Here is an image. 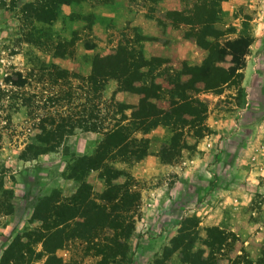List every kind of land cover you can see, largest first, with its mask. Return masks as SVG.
I'll return each mask as SVG.
<instances>
[{
    "label": "rangeland",
    "instance_id": "obj_1",
    "mask_svg": "<svg viewBox=\"0 0 264 264\" xmlns=\"http://www.w3.org/2000/svg\"><path fill=\"white\" fill-rule=\"evenodd\" d=\"M39 3L0 0V86L8 89L3 78L17 72L27 79L21 93L34 95L29 99L33 102L30 117L23 108L11 110L9 126L0 131V255L16 235L25 229L36 230L38 223L29 219L41 197L53 190L63 198L75 192L79 184L65 178V168L74 156L90 155L101 137L75 128L54 152L21 161L18 153L32 136V117L36 122L46 111L51 117L60 114L78 121L86 117L87 109L92 117L96 107L109 109L112 94L119 103L135 108L138 104L139 95L115 92L113 81L106 82L98 92L100 97L87 92L82 79L90 70L88 56L108 55L119 43L131 44L135 50L140 48L144 59L159 57L163 61L160 68L178 71L181 82L189 79L185 68L198 63L197 58L183 61L177 56V40H168L165 33L171 23L167 16L173 12L157 7L158 2L85 0L72 8L61 6L59 19L50 25L34 20ZM253 13L254 9L241 4L236 15L249 20ZM80 14L95 16L98 22L76 21ZM143 20L149 24L144 34ZM231 21L232 17L222 16V23ZM243 24L239 32L251 35L250 24ZM185 30L182 26L181 34ZM136 35L151 40L139 41ZM56 43L68 44L61 52L65 58L55 57L60 52L54 48ZM50 63L67 72L65 81L60 82L53 73L46 75ZM228 63L226 60L222 67ZM240 63L230 81L215 91H202L195 84L196 91L190 84L192 91L187 95L201 102L202 121H191L193 128L180 129L176 147L166 150L165 162L149 155L133 165L116 164L130 175L139 198L129 220L130 234L116 242L115 251L101 255V239L109 238L111 232L97 231L99 236L88 242L69 241L57 250L55 256L61 264H241L257 260L264 246V70L242 74L238 70L244 60ZM249 82H256V88ZM156 83L166 89L163 80ZM153 103L158 109H167L164 91ZM129 114L130 110L125 112L127 118ZM146 133L152 148L157 149L162 141L168 146V129L151 125ZM84 181L91 195L103 188L95 171ZM178 231L184 237L180 246L175 240ZM40 251L36 245L35 253ZM44 261L39 256L32 264Z\"/></svg>",
    "mask_w": 264,
    "mask_h": 264
},
{
    "label": "trees",
    "instance_id": "obj_2",
    "mask_svg": "<svg viewBox=\"0 0 264 264\" xmlns=\"http://www.w3.org/2000/svg\"><path fill=\"white\" fill-rule=\"evenodd\" d=\"M84 1L40 0L34 10V20L50 25L59 19L61 6L72 8ZM179 1L183 4L182 10L169 13L167 17L176 25L187 26L184 37L193 38L196 45L206 52L199 64L184 67L189 76L187 81H179L181 74L178 75V71L160 68L163 61L159 57L144 59L140 48L135 50L131 44L119 43L108 55L93 54L87 57L90 70L82 81L85 90L91 93H101L106 82L113 81L116 84L115 92L140 96L136 108L114 101L112 94L108 101L109 109L101 110L96 107V114L92 117L88 113L89 109L86 110V117L78 121L60 114L51 117L46 111L38 119L36 117V122L32 117V136H28L18 153V159L21 161L33 160L54 152L62 139L75 128L96 133L101 137L90 155L74 156L65 168V178L79 184L75 192L63 198L53 190L41 197L33 207L29 219L31 223H38L36 230L25 229L20 235L12 238L0 255V264H32L39 256L45 258L44 264H61L55 252L62 249L67 242H88L89 239L99 236L97 231L108 230L111 232L110 237L101 239L103 246L99 249L101 255H105L111 250L115 251L116 242L130 234L132 221L129 220L133 217L139 194L133 188L130 175L116 167V164L133 165L149 155H155L165 162L168 155L166 150L171 148L172 151L176 147L180 129L183 126L193 128L191 121L196 124L202 121L199 120V114L204 109L201 102L188 96L187 92L192 91V87L196 89L195 84L201 85L202 91H215L229 82L231 75L241 66L242 56L251 42L248 35L242 34L243 31L233 39H223V36L233 33L234 29L227 27L222 30L218 26L222 23L219 6L222 0ZM75 20L87 21L91 25L98 22L95 16L81 14L76 15ZM136 37L139 41L151 40L146 36ZM60 44L56 43L54 47L60 51L55 57L63 59L65 57L61 52L72 42ZM89 47L90 45H86V48ZM226 56L229 57L231 65L223 69L219 64L225 62ZM47 66L46 75L53 73L60 82L65 81L68 76L65 70L52 63ZM40 75L42 76L43 72ZM70 76L76 78L73 74ZM158 79L166 83L165 90L156 83ZM26 80L25 76L17 72L3 78V83L8 89L0 86V101L4 100V104L0 106V114H3L0 131L9 126L11 110L16 112L23 108L25 115L30 117L33 102L29 99L34 95L20 91ZM135 83H139V87H135ZM161 91L166 94L168 103L167 109L164 110L158 109L153 103V100L159 98ZM64 95L63 93L62 96ZM99 95L98 93V97ZM46 103L47 101L45 105ZM128 110L129 118L125 115ZM117 115L120 116L118 119L115 117ZM151 125L170 131L168 146H163L162 141L157 149L152 148L151 140L145 137ZM193 126L196 129L195 124ZM135 134H140V137H134ZM152 140L156 141V138ZM91 171L97 173L103 185L97 195L87 192V184L84 181ZM120 177L123 178L122 182L118 181ZM180 233L181 231H178L175 238L177 246H180L184 239ZM36 245H40V252L35 253ZM241 264H264V246L256 261L245 260Z\"/></svg>",
    "mask_w": 264,
    "mask_h": 264
},
{
    "label": "crops",
    "instance_id": "obj_3",
    "mask_svg": "<svg viewBox=\"0 0 264 264\" xmlns=\"http://www.w3.org/2000/svg\"><path fill=\"white\" fill-rule=\"evenodd\" d=\"M246 1L248 3H246ZM241 4H247L248 8L254 9L253 17L249 20H244L242 18L239 19L238 10ZM264 1L262 0H222L220 2V10L222 16H229L232 17V21L230 23H221L219 24V28L225 30L227 27H232L234 29L233 33L227 34L223 36V39H233L240 34L239 30L242 29L244 26L243 23L248 22L251 26L252 34L249 35L251 38V42L247 47V52L242 56L244 60V66L241 67L238 71L242 74H250L249 72L252 71V74L262 73L264 70ZM161 7L165 10V12H179L181 10V3L179 0H161L157 3V7ZM252 16V15H251ZM147 19V18H145ZM146 21H150L147 19ZM143 20V24L140 25L142 30L149 26V24ZM237 22V23H236ZM168 30H165L166 36L168 40H177V56L179 59L186 60L188 58H197V64L206 56V52L199 48L195 40L193 38H186L184 37V33L181 34L182 24H174L171 22L169 23ZM187 30V26H184ZM185 30V31H186ZM148 32V31H147ZM144 32L143 34L147 33ZM235 32V33H234ZM157 33L154 32L153 35ZM258 59V61H257ZM228 60L229 57H225V61ZM251 62H253V67L250 66ZM224 63V62H223ZM230 64L228 63L226 67H222V63L219 64L223 69H226ZM253 68V69H252ZM260 70V71H259ZM245 76V75H244ZM246 79V78H245ZM253 83V88L255 89L257 86L256 82ZM249 82V85L252 84ZM225 85V84H224ZM247 88V87H246ZM258 88V87H257ZM261 89V87H260Z\"/></svg>",
    "mask_w": 264,
    "mask_h": 264
}]
</instances>
